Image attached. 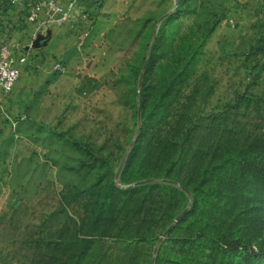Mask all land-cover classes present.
<instances>
[{"label":"rangeland","instance_id":"rangeland-1","mask_svg":"<svg viewBox=\"0 0 264 264\" xmlns=\"http://www.w3.org/2000/svg\"><path fill=\"white\" fill-rule=\"evenodd\" d=\"M49 4L67 20L28 24ZM30 28L49 61L0 123V264H228L233 239L264 264L237 187L264 139V0H0V49Z\"/></svg>","mask_w":264,"mask_h":264},{"label":"built area","instance_id":"built-area-1","mask_svg":"<svg viewBox=\"0 0 264 264\" xmlns=\"http://www.w3.org/2000/svg\"><path fill=\"white\" fill-rule=\"evenodd\" d=\"M55 16H60V23L67 20V15L62 7L49 4L33 9L27 17V22L30 25L43 26L53 20ZM36 39L37 33H33L27 45L7 44L0 49V108L14 95L22 78L23 70L28 65L32 52L35 51L33 46ZM54 69L61 70L62 65L56 64Z\"/></svg>","mask_w":264,"mask_h":264},{"label":"trees","instance_id":"trees-1","mask_svg":"<svg viewBox=\"0 0 264 264\" xmlns=\"http://www.w3.org/2000/svg\"><path fill=\"white\" fill-rule=\"evenodd\" d=\"M249 156L245 157L240 165L241 178L240 185L241 196H249L251 200L259 206H264V139H258L249 147ZM134 190H129L128 194H133ZM114 195L125 194L124 192L114 191ZM256 200V201H255ZM226 245L229 251L228 264H245L247 261L248 251L238 239L233 241L226 240ZM255 256L257 254L252 252Z\"/></svg>","mask_w":264,"mask_h":264},{"label":"crops","instance_id":"crops-1","mask_svg":"<svg viewBox=\"0 0 264 264\" xmlns=\"http://www.w3.org/2000/svg\"><path fill=\"white\" fill-rule=\"evenodd\" d=\"M33 34L32 29L30 28V33L26 35V39H28L29 36H31ZM23 35V37L25 36V34H21ZM15 36L18 37V35L15 34ZM10 42L12 44H17L19 42L15 41V37L13 40H10ZM24 44V43H23ZM18 45V44H17ZM20 46V44H19ZM36 56L40 57L39 61L41 62L43 59H45V56L47 58L46 63H48V56L45 55L44 53H42V50L38 51H34L32 52V56L31 59L33 60V58H35ZM40 67V66H39ZM27 71H33V69L31 68V61L29 62V64L24 68L22 75H24L22 77V79L20 80V82L18 83L17 87H16V91L14 93V95H12L7 102L3 103V106L0 108V123L2 124V127H5L6 125H18V122H16L13 119V114L10 111V108L13 107V103H18L23 95V92H25V86L23 84V80L25 79V75L27 73ZM14 100V101H13Z\"/></svg>","mask_w":264,"mask_h":264},{"label":"water","instance_id":"water-1","mask_svg":"<svg viewBox=\"0 0 264 264\" xmlns=\"http://www.w3.org/2000/svg\"><path fill=\"white\" fill-rule=\"evenodd\" d=\"M44 45H45V40L43 38H39L35 41L33 47L35 50H41L44 47ZM139 184H141V183H139ZM180 219H181V217L177 221H180Z\"/></svg>","mask_w":264,"mask_h":264}]
</instances>
